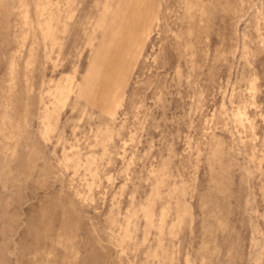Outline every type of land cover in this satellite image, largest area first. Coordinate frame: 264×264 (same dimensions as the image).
Returning <instances> with one entry per match:
<instances>
[{"label": "rangeland", "instance_id": "1", "mask_svg": "<svg viewBox=\"0 0 264 264\" xmlns=\"http://www.w3.org/2000/svg\"><path fill=\"white\" fill-rule=\"evenodd\" d=\"M0 264H264V0H0Z\"/></svg>", "mask_w": 264, "mask_h": 264}]
</instances>
